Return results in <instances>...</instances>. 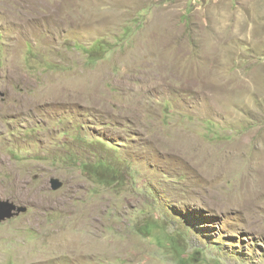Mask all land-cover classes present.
<instances>
[{
    "label": "rangeland",
    "instance_id": "1",
    "mask_svg": "<svg viewBox=\"0 0 264 264\" xmlns=\"http://www.w3.org/2000/svg\"><path fill=\"white\" fill-rule=\"evenodd\" d=\"M2 201L0 264H264V0H0Z\"/></svg>",
    "mask_w": 264,
    "mask_h": 264
},
{
    "label": "water",
    "instance_id": "2",
    "mask_svg": "<svg viewBox=\"0 0 264 264\" xmlns=\"http://www.w3.org/2000/svg\"><path fill=\"white\" fill-rule=\"evenodd\" d=\"M52 189H57L61 186L60 182L56 179L50 181ZM26 209L23 207H17L14 203L8 201L0 202V222L11 219L18 215L20 212H24Z\"/></svg>",
    "mask_w": 264,
    "mask_h": 264
},
{
    "label": "bare ground",
    "instance_id": "3",
    "mask_svg": "<svg viewBox=\"0 0 264 264\" xmlns=\"http://www.w3.org/2000/svg\"><path fill=\"white\" fill-rule=\"evenodd\" d=\"M26 107H27V106H26ZM26 107H25V109H26ZM23 108H24V107H23ZM23 108H22V109H23ZM23 110H24V109H23ZM19 111H20V110H19ZM17 112H18V111H17ZM17 185H18V184H16V183H13V184H12V186H14V187H17ZM19 188H20V187H19ZM19 188H18V189H19ZM18 189H16L15 191H16L17 193H21V192H19ZM23 191H24V190H23ZM16 192H15V193H16Z\"/></svg>",
    "mask_w": 264,
    "mask_h": 264
}]
</instances>
